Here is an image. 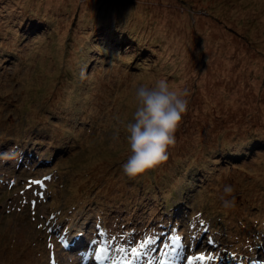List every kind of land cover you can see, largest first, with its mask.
Instances as JSON below:
<instances>
[{
	"label": "rangeland",
	"instance_id": "rangeland-1",
	"mask_svg": "<svg viewBox=\"0 0 264 264\" xmlns=\"http://www.w3.org/2000/svg\"><path fill=\"white\" fill-rule=\"evenodd\" d=\"M107 1L127 10L114 23ZM161 77L189 89L188 110L168 161L128 177L134 90ZM9 149L0 264L98 254L124 264L106 235L118 242L130 227L152 250L145 264L200 252L213 259L195 264H252L264 251V0H0V153ZM225 185L232 210L219 200ZM84 233L90 247L70 251Z\"/></svg>",
	"mask_w": 264,
	"mask_h": 264
},
{
	"label": "clouds",
	"instance_id": "clouds-1",
	"mask_svg": "<svg viewBox=\"0 0 264 264\" xmlns=\"http://www.w3.org/2000/svg\"><path fill=\"white\" fill-rule=\"evenodd\" d=\"M136 108L124 125L128 155L121 168L128 177L147 173L168 161L170 150L176 145V131L188 110L190 91L173 86L166 78L140 83L134 90ZM15 156L14 149L0 153V159ZM233 187L225 185L219 195L225 210L236 207Z\"/></svg>",
	"mask_w": 264,
	"mask_h": 264
},
{
	"label": "trees",
	"instance_id": "trees-1",
	"mask_svg": "<svg viewBox=\"0 0 264 264\" xmlns=\"http://www.w3.org/2000/svg\"><path fill=\"white\" fill-rule=\"evenodd\" d=\"M58 3H60V1L58 2ZM92 3V2H91ZM107 3L108 4H106L107 5V7L109 8V6H112V8H115L114 9V12H112L113 14H111L112 16H110L109 17V15L108 16H104L105 17V19H109L110 20V22L109 23H114L115 22V18H120V16L122 17V16H124L123 14H122V11H125V13L127 12V10H123V8L122 7H124V6H121L120 4H116V2H114V1H107ZM64 5L68 8V9H70L71 8V5H70V3H69V1H64ZM106 5H104V7L106 6ZM115 6V7H114ZM116 8H117V10H116ZM93 9V6L91 7V10ZM109 9H111V8H109ZM93 14V12L91 11H89V12H87V16H88V14L90 15V16H92V14ZM94 15V14H93ZM128 16L131 18V20H133L132 19V17H131V12H129L128 13ZM89 17V16H88ZM88 17H86L87 18V20L89 21V19H88ZM129 18V19H130ZM142 19V18H141ZM87 20H85V21H87ZM123 39V34H120V35H116L115 36V41L117 42V43H119V42H121L120 40H122ZM102 49H101V51H103V50H106L107 48H108V46L106 45L105 47L103 46V47H101ZM98 58V57H97ZM30 156H32V154L30 155ZM21 160H22V158H21ZM101 227H102V225H104V227H102V228H105L106 226H105V223L103 222V221H100L99 223H98ZM102 224V225H101ZM107 228V227H106ZM107 231V230H106ZM105 231L103 230V229H100V233L95 237L97 240H100V239H102V233H104ZM108 232V231H107ZM125 232H126V235L128 236V237H126V235L124 236H122L121 237V241L123 242V243H128L129 241L131 242V241H138L137 239H136V236L138 235V233H140V232H136V231H132V228L130 227V228H128V230L127 229H125ZM109 233V232H108ZM142 233V232H141ZM86 235H87V233H85ZM92 235L94 236V232H92ZM130 235H132V236H134V237H129ZM142 235V237L143 238H145V236H149L148 235V233H146V234H141ZM178 235H179V237L181 238V236H183L181 233H178ZM104 236V235H103ZM106 236H108L109 237V239H112V242H113V237H111V234H108V235H106ZM142 238V239H143ZM209 243H210V241H209ZM259 258L261 259V253L259 254Z\"/></svg>",
	"mask_w": 264,
	"mask_h": 264
},
{
	"label": "snow or ice",
	"instance_id": "snow-or-ice-1",
	"mask_svg": "<svg viewBox=\"0 0 264 264\" xmlns=\"http://www.w3.org/2000/svg\"><path fill=\"white\" fill-rule=\"evenodd\" d=\"M180 239L181 238L179 236L175 237L176 241H179ZM93 243H95V241H93ZM141 247H143V242L141 244ZM104 251H105V249L103 247H101L99 250L100 253H103ZM131 253L133 256H136V255L140 254V250L137 247H133V248H131ZM172 255L176 259H179L182 256V251L180 250V248H173L172 249ZM97 258H100L99 254H98ZM210 259H213V257L206 255L204 252H200L197 255L187 256V264H195L196 261H206V260H210ZM124 264H132V261L125 260ZM163 264H169V262L164 261Z\"/></svg>",
	"mask_w": 264,
	"mask_h": 264
}]
</instances>
